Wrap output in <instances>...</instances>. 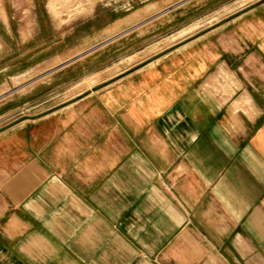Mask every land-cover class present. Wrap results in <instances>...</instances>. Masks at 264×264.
Wrapping results in <instances>:
<instances>
[{"label": "crops", "instance_id": "crops-1", "mask_svg": "<svg viewBox=\"0 0 264 264\" xmlns=\"http://www.w3.org/2000/svg\"><path fill=\"white\" fill-rule=\"evenodd\" d=\"M237 3L116 32L118 64L74 65L63 99L40 80L62 65L19 87L0 264H264V0Z\"/></svg>", "mask_w": 264, "mask_h": 264}, {"label": "rangeland", "instance_id": "rangeland-1", "mask_svg": "<svg viewBox=\"0 0 264 264\" xmlns=\"http://www.w3.org/2000/svg\"><path fill=\"white\" fill-rule=\"evenodd\" d=\"M50 1L0 0V127L11 118L5 114L6 107L16 108L12 116L20 114L17 103L26 87H19L41 76L47 68L62 65L40 80H55L47 93L63 99L88 79V74L91 76L88 67L76 75L74 65L88 66V59L94 56L96 65L118 64L123 51H110L119 47V41L106 42L116 32L135 31L133 27L139 22L172 15L179 7L197 0ZM251 1L255 0H238L237 4ZM214 7H206V14H211ZM202 12L192 16H202ZM166 33L163 30L159 34Z\"/></svg>", "mask_w": 264, "mask_h": 264}, {"label": "bare ground", "instance_id": "bare-ground-1", "mask_svg": "<svg viewBox=\"0 0 264 264\" xmlns=\"http://www.w3.org/2000/svg\"><path fill=\"white\" fill-rule=\"evenodd\" d=\"M51 1H52V0H51ZM51 1H50V2H51ZM54 1H55V0H53V2H54ZM55 4H56V3H55ZM55 4H54V5H55ZM50 12H51V10H50ZM171 38H172V37H171ZM90 85H93V84H90ZM87 87H88V86H87ZM18 122H19V121H18ZM12 125H13V124H12Z\"/></svg>", "mask_w": 264, "mask_h": 264}]
</instances>
